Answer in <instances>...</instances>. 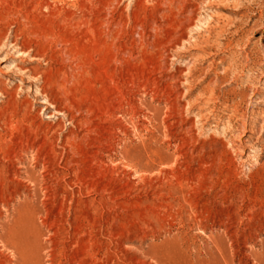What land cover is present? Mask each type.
<instances>
[{
    "label": "rangeland",
    "instance_id": "374dc122",
    "mask_svg": "<svg viewBox=\"0 0 264 264\" xmlns=\"http://www.w3.org/2000/svg\"><path fill=\"white\" fill-rule=\"evenodd\" d=\"M0 264H264V0H0Z\"/></svg>",
    "mask_w": 264,
    "mask_h": 264
},
{
    "label": "bare ground",
    "instance_id": "6f19581e",
    "mask_svg": "<svg viewBox=\"0 0 264 264\" xmlns=\"http://www.w3.org/2000/svg\"><path fill=\"white\" fill-rule=\"evenodd\" d=\"M182 147V146H181Z\"/></svg>",
    "mask_w": 264,
    "mask_h": 264
}]
</instances>
